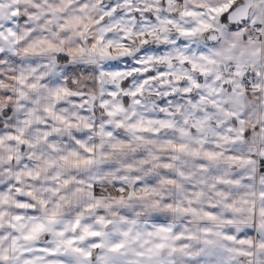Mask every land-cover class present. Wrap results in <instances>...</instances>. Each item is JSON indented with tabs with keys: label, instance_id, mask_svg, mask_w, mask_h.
I'll use <instances>...</instances> for the list:
<instances>
[{
	"label": "clouds",
	"instance_id": "9594fccd",
	"mask_svg": "<svg viewBox=\"0 0 264 264\" xmlns=\"http://www.w3.org/2000/svg\"><path fill=\"white\" fill-rule=\"evenodd\" d=\"M0 264H264V0H0Z\"/></svg>",
	"mask_w": 264,
	"mask_h": 264
}]
</instances>
